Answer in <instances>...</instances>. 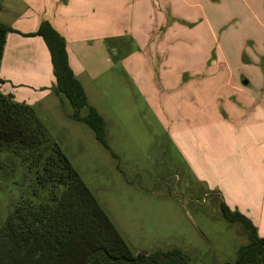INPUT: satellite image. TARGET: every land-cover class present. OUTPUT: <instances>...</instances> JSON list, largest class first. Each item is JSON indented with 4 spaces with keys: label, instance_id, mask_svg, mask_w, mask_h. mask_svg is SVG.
I'll use <instances>...</instances> for the list:
<instances>
[{
    "label": "rangeland",
    "instance_id": "374dc122",
    "mask_svg": "<svg viewBox=\"0 0 264 264\" xmlns=\"http://www.w3.org/2000/svg\"><path fill=\"white\" fill-rule=\"evenodd\" d=\"M7 16L0 14V19L8 21ZM221 16V28L211 23L205 28L199 15L171 17L168 25L176 24V37L162 45L157 42L155 49L161 47V53L153 55L140 52L124 28L113 29L118 37L98 40L88 48L86 72L80 79L90 105L105 120L110 151L88 126L71 118L73 109L63 95L31 104L136 254L177 249L191 256L192 264H225L235 262L239 248L248 243L243 226L221 215L218 197L205 196V186L193 183L183 153L184 123L175 126L167 115L168 104L186 103L183 88L191 74L205 73L213 65L217 70L221 39L248 38L235 24L244 20V14L225 11ZM102 31L93 33L101 37ZM29 46L20 51L33 52ZM138 54L145 59L142 80L128 61ZM199 78L193 75V82ZM31 179L18 163L1 169L0 229L20 199L31 196Z\"/></svg>",
    "mask_w": 264,
    "mask_h": 264
},
{
    "label": "crops",
    "instance_id": "0c3cea01",
    "mask_svg": "<svg viewBox=\"0 0 264 264\" xmlns=\"http://www.w3.org/2000/svg\"><path fill=\"white\" fill-rule=\"evenodd\" d=\"M0 6V14H9L0 23L12 30L0 67L2 90L30 105L56 94L49 51L36 35L45 21L65 39L70 66L86 91L80 79L86 72L85 52L98 40L114 39L117 31L128 29L139 51L153 55L161 53L157 42L176 37V24L168 25L171 17L199 15L205 28L209 23L221 28L223 12L244 14L235 24L248 38L221 39L219 69L213 65L207 73L191 74L183 88L187 104H168L167 115L175 126L184 123L183 153L193 183L205 186V196L215 195L245 216L264 239V34L258 32L264 31V0H0ZM98 28L101 37L93 33ZM21 45L34 51L21 52ZM129 60L142 80L145 59L138 54ZM193 75L202 80L193 82Z\"/></svg>",
    "mask_w": 264,
    "mask_h": 264
},
{
    "label": "trees",
    "instance_id": "16d2710c",
    "mask_svg": "<svg viewBox=\"0 0 264 264\" xmlns=\"http://www.w3.org/2000/svg\"><path fill=\"white\" fill-rule=\"evenodd\" d=\"M11 31L0 23V67ZM36 35L50 54L54 92L68 100L73 109L71 118L88 126L110 151L105 120L89 104L83 85L74 75L65 39L46 21ZM3 84L0 78V171L18 163L32 179L31 196L20 199L0 229V264H192V257L177 249L133 252L51 139L34 107L6 94ZM220 212L229 223L241 224L248 233V243L239 248L236 261L225 264H264V239L252 223L224 203Z\"/></svg>",
    "mask_w": 264,
    "mask_h": 264
}]
</instances>
